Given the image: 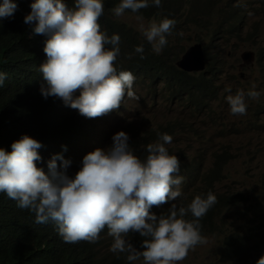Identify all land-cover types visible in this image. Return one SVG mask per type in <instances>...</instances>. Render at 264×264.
I'll use <instances>...</instances> for the list:
<instances>
[{"label": "clouds", "instance_id": "9594fccd", "mask_svg": "<svg viewBox=\"0 0 264 264\" xmlns=\"http://www.w3.org/2000/svg\"><path fill=\"white\" fill-rule=\"evenodd\" d=\"M233 1L174 0V6L166 17L155 18L153 14L137 16L138 20L144 19L150 23L147 27L140 24V31L137 32L141 42L135 52L141 54V59H144L146 48L149 49L147 53L155 56L169 51L173 53L174 46L184 37L182 32L209 30L214 19H218L221 26L231 25L236 30L244 14L240 6H232ZM247 1L249 9L261 7L264 10L262 0ZM69 2L25 0V7L30 13L25 16L24 23L34 22L33 32L47 36L42 38L44 46H39V51L28 53L36 59L31 73L38 81L42 77L46 81V86H41V94L45 99L51 96L64 102L76 110V116L73 111L65 108L55 117L61 121L62 127L48 132L40 126L42 115H35L37 124L34 131L24 128L23 136L18 133L2 144L11 146V151L0 147V193L16 201L18 208L33 212L35 223L54 222L59 236L66 243H97L100 233L107 228L108 235L113 238L110 251L116 254L128 253L129 262L143 258L144 264H180L187 259L190 251L207 243L201 232L200 221L217 203L215 194L224 193L216 189V185L223 181L215 184V194L209 191L206 197L198 195L200 191L194 190L192 201L187 207L177 208L173 204L166 216L157 217L149 211L153 206H160L181 196L180 185L186 184L188 180L174 174L179 172L183 162L187 163L188 156L184 151H172L170 155L166 146L172 149L174 139L165 133L160 135L159 142L147 146L148 155L145 160H141L130 148L128 134L124 131L115 134V121L112 118L115 110L119 109L123 101L126 106L129 98L139 99L134 92L142 94L139 91L142 87L149 88V77L143 75L137 79L133 72L118 71L116 64L120 54V36H109L101 31L98 23L104 13L103 0H75L73 8L68 7ZM151 2L156 7L161 6V0ZM147 7L149 0H121L112 12L126 22L122 17L125 16V10L136 13ZM16 8L17 4L13 0H3L0 3V20L12 17ZM109 45L110 48L107 47ZM187 45L188 48L179 60L190 51H201L206 59V67L197 72L179 69L188 74L205 72V75L210 64L207 55V52L209 55L211 53L209 43L198 36ZM254 57L253 53L251 63L243 55L241 67L248 63L254 64ZM224 68V62L218 63L212 66L214 72L208 74L219 87V76ZM5 78L6 74L0 72V86H3ZM155 81L157 87H163L158 80ZM233 87L234 84L228 86V92H225L230 112L233 115H246V98L258 100L260 92L249 90L245 93L243 86ZM219 89L213 94H217ZM76 92H79L78 96ZM208 101L209 97L207 105ZM189 109L200 114L207 108L200 111L192 107ZM83 116L99 121L97 125H106L103 129L89 126L98 134V138L88 145L96 146L113 140L112 146L107 149L97 148L86 154L82 167L74 177L67 174L71 162L61 154L53 155L48 161V172L37 167L36 161L41 160L37 152L40 148L56 149L66 138H71L70 141L83 138L80 129L87 128L80 124L86 121ZM79 118L82 120L77 124L75 121ZM44 119L48 121L49 118ZM173 119L170 117L163 124ZM176 119H185L188 125L180 136L194 131L193 123L185 117ZM226 154L229 159L230 154ZM58 160L61 161L59 165ZM192 162L201 164L198 160ZM205 171L207 169L201 164V173ZM188 213H191L193 219H185ZM130 232H138L145 238L141 245L142 251L126 239ZM262 249L258 248L254 256L258 260L257 264H264V256H258Z\"/></svg>", "mask_w": 264, "mask_h": 264}, {"label": "trees", "instance_id": "16d2710c", "mask_svg": "<svg viewBox=\"0 0 264 264\" xmlns=\"http://www.w3.org/2000/svg\"><path fill=\"white\" fill-rule=\"evenodd\" d=\"M3 0H0L2 3ZM17 4V8L12 17L0 20V72L6 74L3 86H0V147L7 151H11V146H4L6 143L18 133L23 136L24 128L28 131H34L37 119L35 115H42L47 118H55L65 108L76 116V110L65 103L56 100V97L49 96L47 99L41 94V86H46V81L43 77L38 81L34 74L31 73L32 68L36 63L34 56L28 54L39 51V46H44L42 38L46 35H37L33 32L34 22L30 24L24 23V18L30 12L25 7V0H13ZM121 0H103L104 13L99 18L98 23L101 26V31H105L109 36L118 34L120 36V54L117 57L118 63L116 67L119 70H126L135 73L137 79L143 75L149 77L146 90V96L157 95V89L163 88L168 93L169 105L172 101L180 103L184 108H194L196 111L207 108V98L210 99L216 94H213L217 88H220L214 80L208 76L213 73L212 66H216L219 61V52L214 56H210L207 52L210 64L206 69V74H188L181 71L176 62L179 60V53L166 52L164 55L155 56L147 53L149 49H144L143 56L135 52V48L140 46V34L131 27V24L123 22L119 17H116L112 9L115 8ZM75 0H70L68 7L73 8ZM174 6V0H161V6L156 7L149 0V7L140 9L133 13L131 10H125L124 15L131 16H149L153 14L155 18L168 16V11ZM233 33L236 30L229 25ZM238 38H241L238 33ZM228 39V38H227ZM107 47H111L110 45ZM129 56L131 58L129 59ZM223 64V63H222ZM158 80L163 87H157ZM146 82V81H144ZM138 85V84H137ZM134 91V89H132ZM199 92L198 94H196ZM75 95H79L76 92ZM186 95V96H185ZM59 99V98H58ZM188 102V103H187ZM126 106L124 101L119 109L115 110L112 116L115 121V134L119 131H124L128 134L130 148L134 151L141 160H145L148 152L147 146L152 143L159 142V137L162 134H168L174 139L180 136L182 130L188 126L185 119H173L165 124L156 127H150L152 119L155 117H141L142 121L140 128H135L130 120L125 116ZM86 121H81L82 118L75 122L83 127H94L99 124L94 118H86ZM83 133V138L87 140H96L98 134L90 129ZM71 138H66L56 149L40 148L37 151L41 160L36 161L37 167L48 172V161L55 154H61L64 159L71 163L67 168V174L74 177L75 173L82 167L83 157L89 152L97 148L107 149L112 146L113 140L102 143L96 146L85 145L84 143H72ZM166 146V145H165ZM168 152L172 155L173 148ZM218 154L215 156L214 164L201 173V164L198 162L182 163L176 176L186 177L188 182L180 185L181 195L191 185L193 181L200 183V192L198 195L206 197L209 191L214 192L215 184L224 181L225 167L229 163L227 154ZM231 156V155H230ZM226 158V159H224ZM61 161H57L59 165ZM184 181V179H183ZM231 188L226 193L215 194L217 203L207 212L206 216L200 221L202 225V235L216 236L219 242L218 248L222 258L218 257V264H241L252 251L256 250L258 244L252 247V243L260 236V232L264 229V221L259 223L256 228L246 230L242 226L227 225V222L221 220L217 222L221 212H226L234 205H238L242 199V193L231 194ZM193 195L185 201L176 203L175 200H169L167 203L160 206H153L149 209L150 212L157 215H168V212L173 204L177 208L187 207L191 203ZM261 207V206H260ZM249 217L250 213H244ZM261 215H264V211ZM259 217V215H255ZM185 219H193L191 213ZM242 230V231H241ZM137 250L142 251V242L144 237H141L138 232H130L126 238ZM113 243V238L108 235V230L105 228L100 233V239L97 243H89L81 241L79 243H66L59 236L54 222L47 224L35 223V214L27 209L17 207L16 201L9 199L5 193H0V264H134L127 260L128 253H113L110 247ZM264 247V243L260 242L259 247ZM257 248V249H258ZM251 256L249 264H257L255 254ZM143 259V258H141ZM139 259V260H141ZM137 260V261H139Z\"/></svg>", "mask_w": 264, "mask_h": 264}, {"label": "rangeland", "instance_id": "374dc122", "mask_svg": "<svg viewBox=\"0 0 264 264\" xmlns=\"http://www.w3.org/2000/svg\"><path fill=\"white\" fill-rule=\"evenodd\" d=\"M262 1L264 6V0ZM248 4L247 0L232 2V6H240L244 14L240 17L242 22L236 28L241 38H238L237 33H233L230 27L221 26L220 21L214 19L209 30L182 32L184 37H181L180 42L174 46L173 53L181 52V57L188 48L189 41L199 36L209 43L210 56L219 52V60L225 64L224 72L219 76L220 89L208 101V107L204 112L195 114L190 111V106L185 109L174 101L170 106L168 93L163 88L157 89L156 96H146L148 90L146 87L139 90L142 94L134 92L139 99L129 98L125 109L127 120H130L135 128L141 127V117L155 116L150 127L162 125L170 117L176 119L180 116L193 123L195 129L192 133L175 137L171 144L175 152L184 151L187 154V163L198 160L204 169H208L212 166L217 153H229L231 156L229 155L230 161L225 170L226 178L223 183L216 185V189L226 193L231 188V194L242 193L243 197L238 205L221 212L217 222L224 220L228 226L239 225L246 230L256 228L264 221V215H261L264 211V10L261 7L249 9ZM122 17L136 31H140L141 23L145 27L150 23L144 19L140 21L137 16L128 14ZM250 51L255 54V62L244 63L246 66L242 68L241 63L244 62L242 56ZM232 84L234 89L243 86L242 90L245 93L249 90L260 92L258 100L246 98V115H233L230 112L228 95L225 96V92H228V86ZM44 117L40 118V126L43 130L54 132L62 127L59 119L49 118L47 121ZM94 127L103 129L106 125L100 124ZM88 129L90 127L85 130ZM92 141L80 138L77 141L73 140L72 143L81 142L88 145ZM192 183L195 187L193 188L192 185L188 187L183 195L175 200L176 203L189 199L194 190L200 189L199 183L194 181ZM247 211L250 213L249 217L244 215ZM256 231L260 232V236L252 243V247L257 243V250L260 242L264 243V229L261 231L256 229ZM205 237L207 243L198 245L194 251H190L187 259L180 264H218V257L222 258L218 239L212 235ZM255 251H252L241 264H249ZM258 256H264V249ZM134 264H144V261L141 259Z\"/></svg>", "mask_w": 264, "mask_h": 264}, {"label": "water", "instance_id": "95a60500", "mask_svg": "<svg viewBox=\"0 0 264 264\" xmlns=\"http://www.w3.org/2000/svg\"><path fill=\"white\" fill-rule=\"evenodd\" d=\"M244 59L247 62H251L253 60V53L251 52L244 53ZM177 66L178 68L186 72L202 71L206 67V59L201 51L199 52L190 51L177 62Z\"/></svg>", "mask_w": 264, "mask_h": 264}]
</instances>
